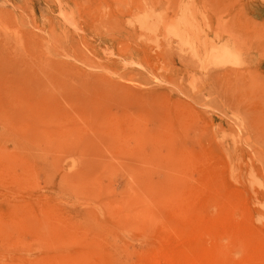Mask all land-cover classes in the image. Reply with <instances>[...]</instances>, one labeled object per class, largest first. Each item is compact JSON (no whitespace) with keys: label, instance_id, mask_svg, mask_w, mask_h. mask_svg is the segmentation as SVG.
Here are the masks:
<instances>
[{"label":"rangeland","instance_id":"374dc122","mask_svg":"<svg viewBox=\"0 0 264 264\" xmlns=\"http://www.w3.org/2000/svg\"><path fill=\"white\" fill-rule=\"evenodd\" d=\"M193 256L264 264V0H0V264Z\"/></svg>","mask_w":264,"mask_h":264},{"label":"bare ground","instance_id":"6f19581e","mask_svg":"<svg viewBox=\"0 0 264 264\" xmlns=\"http://www.w3.org/2000/svg\"><path fill=\"white\" fill-rule=\"evenodd\" d=\"M197 230H198V229H197ZM199 231H200V230H199ZM198 233H199V232H198ZM198 233H196V234H198ZM194 236H196V235H194ZM197 239H198V238H197ZM193 240H194V239H193ZM195 240H196V239H195ZM197 244H198V243H197ZM195 249H196V248H195ZM198 251H199V250H198ZM184 255H185V254H184ZM184 255H183V256H184ZM188 255H190V254L188 253ZM188 255L186 254V256H188ZM181 256H182V255H181ZM186 256H185V257H186ZM190 257H191V256H190ZM190 257H189V258H190ZM195 257H197V256H193V257L190 258V259L187 258V259L189 260V261H187L188 264H196V263H197V262H196L197 260H195V259H196ZM182 258H183V257H182ZM184 259H185V258H184ZM184 259H183V260H184ZM187 259H186V260H187ZM186 260H185V261H186ZM185 261H184V262H185Z\"/></svg>","mask_w":264,"mask_h":264}]
</instances>
